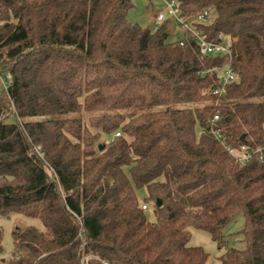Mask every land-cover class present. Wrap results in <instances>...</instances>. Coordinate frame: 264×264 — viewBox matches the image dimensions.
I'll return each instance as SVG.
<instances>
[{
    "label": "trees",
    "instance_id": "trees-1",
    "mask_svg": "<svg viewBox=\"0 0 264 264\" xmlns=\"http://www.w3.org/2000/svg\"><path fill=\"white\" fill-rule=\"evenodd\" d=\"M177 2L206 40L232 37L240 81L226 95L212 92L228 57L172 41L171 19L130 23L133 0H0L13 76L0 83V216L39 221L14 228L3 264H207L191 229L224 250L219 264H264V162L239 164L213 134L264 148V0ZM239 215L242 250L223 233Z\"/></svg>",
    "mask_w": 264,
    "mask_h": 264
},
{
    "label": "built area",
    "instance_id": "built-area-1",
    "mask_svg": "<svg viewBox=\"0 0 264 264\" xmlns=\"http://www.w3.org/2000/svg\"><path fill=\"white\" fill-rule=\"evenodd\" d=\"M164 3L163 10L157 11L153 17L152 28L153 31H157L167 19L173 20L178 29L186 37L194 39L198 44L199 55L205 57H228V63L223 69L217 70L218 78L220 80V87L216 88L212 94L215 96H224L227 93V88L231 84L238 83L240 81V75L233 67L232 57L234 49V41L231 36L220 35L217 42H210L206 40L202 32L193 28L191 23L184 21L180 17V8L177 0H162ZM208 12L198 17L199 21H207ZM183 45V43H181ZM5 64L0 61V83L5 91L12 85L13 76L9 70L5 69ZM219 121V115H215L212 120V125ZM213 134L218 140H220L226 147L227 151L233 156L236 162L244 165L250 162L255 155H258L259 160L264 162V148H259L256 151L249 149L246 146H241L235 149L224 143L222 136L219 132L213 131ZM117 134L116 137H119ZM144 210L148 209L147 205L143 206Z\"/></svg>",
    "mask_w": 264,
    "mask_h": 264
},
{
    "label": "rangeland",
    "instance_id": "rangeland-1",
    "mask_svg": "<svg viewBox=\"0 0 264 264\" xmlns=\"http://www.w3.org/2000/svg\"><path fill=\"white\" fill-rule=\"evenodd\" d=\"M133 9L128 12L127 19L132 24H138L143 28L151 27L153 24V17L157 11L163 10L164 3L162 0H133ZM176 24L170 25V30L172 32L170 39L176 41L183 34L177 29ZM76 118L82 117L84 121H87V116L85 114L74 116ZM12 120V118H10ZM197 133L200 134V128H197ZM141 199H143L145 193L141 191L139 193ZM148 218L154 222L155 215L152 211L147 212ZM244 217L242 215L237 216L231 222L227 224L224 228L223 233L225 235V240L229 248H234L242 250L245 248L242 242V235L240 231L244 226ZM39 221L35 219L24 218L21 216H12L7 219L0 216V229L3 231V253L0 254V264H3V260H8L13 251V238L12 232L17 226H27V225H38ZM191 241L190 245L202 247L205 252L209 254V260L207 264H219L218 258L223 254L224 250H220L215 242L212 241L208 233L191 229Z\"/></svg>",
    "mask_w": 264,
    "mask_h": 264
},
{
    "label": "water",
    "instance_id": "water-1",
    "mask_svg": "<svg viewBox=\"0 0 264 264\" xmlns=\"http://www.w3.org/2000/svg\"><path fill=\"white\" fill-rule=\"evenodd\" d=\"M104 148H105V144H101V145L99 146V150H103ZM157 205H158V206H161V201H160V200L157 202Z\"/></svg>",
    "mask_w": 264,
    "mask_h": 264
},
{
    "label": "crops",
    "instance_id": "crops-1",
    "mask_svg": "<svg viewBox=\"0 0 264 264\" xmlns=\"http://www.w3.org/2000/svg\"><path fill=\"white\" fill-rule=\"evenodd\" d=\"M171 25V24H170Z\"/></svg>",
    "mask_w": 264,
    "mask_h": 264
}]
</instances>
